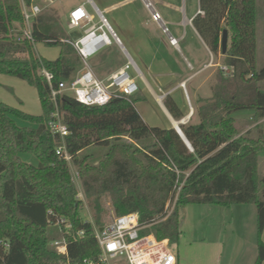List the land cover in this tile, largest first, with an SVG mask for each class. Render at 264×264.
Instances as JSON below:
<instances>
[{"label":"trees","instance_id":"obj_1","mask_svg":"<svg viewBox=\"0 0 264 264\" xmlns=\"http://www.w3.org/2000/svg\"><path fill=\"white\" fill-rule=\"evenodd\" d=\"M22 1L0 0V74L35 86L43 114L34 116L0 103V264H83L99 262L101 248L96 227H104V197H109L116 217L140 214L142 235H154L170 244L183 234L181 212L188 204H255L258 220V255L255 264H264V174L260 167L264 152V66H257V0H198L199 13L192 24L215 55L222 49V36L229 34L225 65L213 96L199 108L200 122L182 126L191 151L174 128L148 125L131 97H115L103 106H87L67 94L57 99L58 109L69 134L65 149L68 162L57 154L61 137L52 129L56 104L42 71L53 75L55 88L69 82L83 69L75 49L63 40L60 22L39 15L32 39L22 36ZM60 47L55 60L37 55L35 44ZM105 60H108L105 57ZM111 56L108 66L116 62ZM164 104L176 119L183 113L167 96ZM251 110L250 120L237 121L235 114ZM14 116L35 127H20ZM246 125L252 126L247 129ZM102 147L97 163L85 151ZM21 153L34 155L38 165L29 164ZM77 170L85 198L93 211L86 221L81 214L84 201L71 172ZM67 219L73 225L67 235L68 262L50 246L62 236L56 222ZM56 227L58 232H52ZM83 230V236L75 234ZM101 264V263H99Z\"/></svg>","mask_w":264,"mask_h":264},{"label":"rangeland","instance_id":"obj_2","mask_svg":"<svg viewBox=\"0 0 264 264\" xmlns=\"http://www.w3.org/2000/svg\"><path fill=\"white\" fill-rule=\"evenodd\" d=\"M115 1L94 0L93 3L102 11L103 5ZM159 1V3H156L155 0H151L162 20L169 23L167 28L172 33H174L175 27L170 25V23H179L184 17L188 19L198 13V0ZM36 3L42 8L46 5L43 14L57 19L65 30L66 37L74 42L83 36L84 30H70L68 28L67 21L70 7L85 3L89 12L95 16V23H99L100 21L98 14L93 9L92 3L88 2V0H60V2L58 0L50 4H47L45 0H36ZM143 5L144 2L142 0H135L114 11L102 12L120 41H122L119 31L120 15L126 11H136L138 14L147 15L148 12ZM185 28L191 29L189 26L179 27L181 30ZM256 29L257 66L258 68H262L264 66V0H257ZM34 47L37 55L47 60H55L60 54L59 46L40 42L36 43ZM216 56L222 59L220 65H225V57L221 51ZM105 57L98 56V58L95 57L89 60L90 67L100 80H104L110 72L116 70L120 65L117 62L118 64H112L108 68L109 60H105ZM128 73L133 78L136 76L132 65L128 67ZM261 89L264 91V82L261 83ZM140 99L135 104L137 109L141 107ZM0 103L29 115L40 116L43 114L36 87L22 79L6 74H0ZM250 111L244 110L240 112L250 114ZM13 118L20 127H35V125H32L25 119L16 116ZM104 151L105 148L92 147L85 152H90L92 157L91 162L97 163ZM20 157L29 164L38 165L39 163L38 159L29 153H21ZM260 157L263 159L260 171L264 174V152L260 153ZM70 167L79 191V199L84 201L81 214L86 221H91L93 219V211L88 204V200L85 198L76 168L72 163H70ZM103 203L105 208L104 223L107 224L113 221L116 214L109 197H104ZM181 220L183 234L180 241L170 245V249L178 259V264H255L259 242L257 206L255 204H236L230 207L211 204H188L181 212ZM51 231L58 232L56 227H52ZM58 238L59 236L55 239ZM260 240L264 242V232Z\"/></svg>","mask_w":264,"mask_h":264},{"label":"crops","instance_id":"obj_3","mask_svg":"<svg viewBox=\"0 0 264 264\" xmlns=\"http://www.w3.org/2000/svg\"><path fill=\"white\" fill-rule=\"evenodd\" d=\"M45 1L50 4L47 0ZM93 1L88 0L90 3ZM133 1L135 0H116L103 5L102 11H99L111 12ZM142 1L145 6V1ZM155 2L160 1L155 0ZM31 5L39 6L36 0H32ZM82 5L85 6V3L70 7L69 14ZM45 7L46 5L43 8L40 7L41 14L45 12ZM85 8L87 9L86 6ZM145 9L148 12L147 15L138 14L136 11L123 12L119 18L121 45L113 43L102 49L95 57L106 56L108 60H111L113 55L117 59L114 65L117 62L120 63L118 68L110 72L104 80L125 66L126 61L131 60L136 72L134 79L139 87V91L133 97L141 98V107L137 110L144 121L150 126L164 129H175L178 126L182 131V126L200 122L199 108L213 96V88L217 84V73L222 59L211 52L192 24L199 10L191 18L184 17L179 23H170L175 27L172 33L167 28L168 22L158 24L152 19L146 6ZM181 26H189L191 29L181 30L179 29ZM172 40H176L177 44L174 45ZM167 96L176 102L183 113L180 120H176L165 106L164 100ZM253 115V111H250V114L238 112L235 118L237 121L244 122L250 120ZM258 123L263 124L264 120ZM246 126L247 129L252 127Z\"/></svg>","mask_w":264,"mask_h":264},{"label":"built area","instance_id":"obj_4","mask_svg":"<svg viewBox=\"0 0 264 264\" xmlns=\"http://www.w3.org/2000/svg\"><path fill=\"white\" fill-rule=\"evenodd\" d=\"M53 3L56 0H47ZM145 6L151 13L152 19L158 24H163L160 14L155 10L150 0H144ZM94 11L99 16V23H95V16L85 6L73 9L69 14L68 27L71 30L84 29L83 36L74 42L71 39L63 40L69 43L77 52L83 63V69L69 82H64L55 88L52 84L53 75L46 69L42 73L49 83L52 99L56 104L54 113L55 122L52 129L62 139V145L57 149V154L63 156L68 162L72 158L65 149L64 139L69 134L67 126L63 123L58 109L57 99L60 95L67 94L77 102L87 106H103L115 97H131L139 91L135 79L128 73V67L133 66L131 60L125 66L112 73L106 80H100L89 65V60L95 57L102 49L121 41L109 25L104 15L92 3ZM24 28L22 36L32 39V28L35 19L42 13L37 5H26L22 1ZM172 43L177 44L176 40ZM220 69L226 76H233V66L223 65ZM58 226L61 237L52 241L53 251L68 262L67 235L72 234L73 225L65 218H59L55 224ZM95 235L101 248L99 262L84 260L83 264H178V259L170 249L169 240H159L154 235H142L144 226L140 223L139 213H130L118 216L104 227H96ZM84 231L80 230L75 235L81 237Z\"/></svg>","mask_w":264,"mask_h":264},{"label":"water","instance_id":"obj_5","mask_svg":"<svg viewBox=\"0 0 264 264\" xmlns=\"http://www.w3.org/2000/svg\"><path fill=\"white\" fill-rule=\"evenodd\" d=\"M228 42H229V34L228 31L225 30L223 32V36H222V49H223V55L226 53V50L228 48ZM175 130L178 132V134L182 137L183 141L185 142V144L187 145V147L193 151V148L191 146V144L188 142V140L186 139L184 133L179 129L178 126H176Z\"/></svg>","mask_w":264,"mask_h":264}]
</instances>
